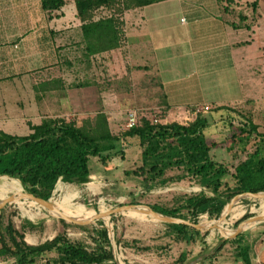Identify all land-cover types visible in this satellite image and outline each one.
Listing matches in <instances>:
<instances>
[{
  "label": "rangeland",
  "instance_id": "obj_1",
  "mask_svg": "<svg viewBox=\"0 0 264 264\" xmlns=\"http://www.w3.org/2000/svg\"><path fill=\"white\" fill-rule=\"evenodd\" d=\"M177 2L176 0L159 2L149 5L146 8L149 10H175V4H177ZM193 3H195V7L199 5V10H201L202 13L205 14L208 12L207 4L210 3L209 0H202V2H200V0H194ZM191 5L192 0H182L180 11L173 16L174 18L172 17V25H176L177 29L184 27V25H181L179 18L188 17L187 10ZM240 6H237V8ZM5 9L7 10L8 28L10 29L14 27L15 20L17 25L21 24L22 36L26 38L27 44L24 46L25 49H23L22 53L23 67L22 73L19 75L20 78L12 80V77H8L11 70H14V66L11 65V68L10 65H5L4 63L0 65V87H2L0 91V131L11 135H26L30 133V125L39 122L38 113L44 111L42 103L34 102L32 92V85L34 86V82L38 79V84L41 85L47 82L46 80L53 78V76L58 77L65 73L70 74V85H76L77 83H81L79 77L84 74L83 72H85L91 82H96L94 79L98 76L101 77V75L97 74L100 67L98 69L96 64H99V60L98 57L95 56L91 58H86V56L84 59L85 63H82L84 44L82 45L81 41H79L78 25L74 28L70 45H67L68 41H64L63 36L58 32L56 33V36L48 39V32L53 30L50 29L49 26L54 24V21L52 20L53 18L50 19L48 14L40 9V0H6ZM244 9H246V7H244ZM70 10L76 11L73 0H67L66 5L59 11V13L57 11L54 14L58 15L64 12L66 14L65 19H67V14H69ZM221 10V14L226 16V11L223 7ZM113 12H115V10L112 11L109 8H100L94 12V20L106 18ZM124 12H122V14ZM121 15H117L116 21L121 30L120 38L122 44L125 34V23L123 16ZM206 29H208L206 25H195L191 37L202 41L206 34ZM34 30H37L40 39L44 38V40L39 43L38 62L31 61V57H33V55H31V47H34L35 45L34 42L31 43L30 37L32 32L34 33ZM10 33L12 32H8L7 46H10L12 42L18 43L17 40H13V33ZM165 36L169 39H167L169 46H173V41H171L173 40V35L170 33ZM65 46H71V52L74 53H71V59H65V55H63L64 51L62 48ZM54 49H57L56 53H58L56 59L51 58ZM122 54L124 55L125 53ZM35 63H38L36 69L34 68V66H36ZM217 67L218 65H216V68ZM108 69V66H106V69L105 67L103 68V80L99 81V84L106 90V96H104L103 99L107 101L108 106H113L116 110L112 113H106L109 116L110 124L112 125L111 132L115 135L120 136V134L126 130V111L129 109L137 110L140 118L143 117L152 120V117H154L153 119H156V123L176 122L179 124H188L193 120L196 114L200 112L207 116V121L209 122L208 128L203 132V137L208 144H216L210 150V155L212 158L215 157L218 161L225 162L229 158V154L226 150L229 148L230 144H233L229 137L238 131V129L229 127L226 122H223L224 124H215L214 120L218 119L219 113H208V111L209 109L220 105L218 104L220 102L222 104L224 103L223 105L229 104L231 108L240 114L250 117L253 123L258 126V132L264 133V91H262L263 93L259 96L258 94L255 95L251 92V95H248L244 101L230 104L234 98H238L239 92L238 89L231 88L230 85H228V80L226 81L227 77L225 74H219V76L216 77L217 79L213 78V80L209 82L210 84H207L210 86L208 88L205 87L206 85H203V81H200L203 83V86L199 85L200 83L198 84L200 88H198V85L196 84L197 90L201 89L204 91L203 88H207L206 92L202 93V96L200 95V97L203 100H206V102H209L212 107L204 106L203 108L189 109L183 113L170 112V114H168L166 108H164L162 96L160 95L161 91L158 89L160 87L159 83L154 81L152 76L149 75L144 81H140L142 84L138 91L140 96L135 98L132 95V92L134 91L131 89L132 81L128 82L125 74L118 73V71L110 73ZM15 71L19 72L18 65ZM14 83L22 84L21 96L18 94L15 95ZM212 84L214 86H212ZM110 89H114L116 93L110 91V94V92H108ZM151 92L153 97H151ZM194 93L195 95L193 99H198L199 92L197 93L194 91ZM98 98V91L94 87L88 88L86 89L85 100L87 102H92V105L87 106L88 111L78 113L70 107L68 109L70 112L59 113V117L51 118H63L67 121L74 120L77 123H80L82 120L99 113L96 112L98 106H95L93 102ZM124 143L125 142H123L122 147L127 148V143H125V145ZM253 149L254 148H252L250 152H252ZM136 152V149L129 150L127 151V155L128 157H131ZM133 165L134 161L129 159L124 162L122 167L128 169ZM122 167L118 166L115 168L118 170L113 172L110 179L91 177L89 178V181L85 183H76L59 179L64 183L63 188L57 192L54 191V188L50 198L55 200V202H62L65 199L76 196L75 189L82 188L83 191L81 192V196L75 198L73 202L83 204L87 208H94L96 210H98L101 207V204H103L105 206L103 212H105L107 209L127 204H139L149 207H169L174 204L176 198L190 194L204 193L214 199L212 203L208 205L209 207L207 209L204 211H198L196 214H192L186 210L182 212L188 220L192 222H203L204 227L211 228L207 231L201 232V236H203L204 240L201 241L200 236H194V242L186 243L179 236L177 237L174 234L169 233L165 223L155 221L138 210H131L123 214L112 215L110 218L107 217L108 223L102 219L96 220L91 224L76 225L53 218L45 213L42 214L41 207L29 209V214L31 217L35 218L34 220H30L22 214L17 205H12L8 207L6 206L2 210L4 220H11L18 228L23 221L37 226L41 225V229L26 234V241L33 245L50 240L58 234L65 235L71 242L87 248L94 247L97 244L105 245L100 233V230L105 228L108 240L110 241V249L113 254V259L118 263L122 261L123 264H173L175 262L174 259L180 255V252L184 251L187 253V260L185 262L194 260L195 262L192 264H242V262L237 261L236 263L234 260L236 256V241L234 240L225 244L215 257L210 260L207 259V257L219 250L220 247L216 250H214V247L218 244L221 238V232L216 228H212L214 225L216 226V222L210 220L219 217L224 206L231 198L228 199L225 196L219 197L217 194L211 192L210 189L201 186L197 179L191 177V174L179 182L156 185L152 188H144L138 178H129L123 175ZM178 173H180L178 170L168 171L167 175L171 176ZM227 183L228 186H233V181L231 179H228ZM88 184H92V190L84 189ZM24 188L29 192L27 187L24 186ZM222 189L223 187L221 190ZM8 190H10L8 184L3 182L0 186V197H3ZM259 202L258 199L252 200L250 198H243L234 203L222 225L223 229H225L226 232H232L237 224L252 216L258 215L264 217V213H259L258 211ZM241 208H243V210L239 211ZM63 212L69 217L72 214L79 213L74 208L67 211L63 210ZM246 231L264 234V224L257 225ZM174 236L176 238H174ZM257 249L264 251V245L257 246ZM257 249L256 251L253 250V257H256L255 259L258 261L257 254L259 253ZM212 250H214V252L210 253ZM53 255L54 253H49L47 254V257ZM263 261L260 258V263ZM41 263L42 261L37 264Z\"/></svg>",
  "mask_w": 264,
  "mask_h": 264
},
{
  "label": "trees",
  "instance_id": "obj_2",
  "mask_svg": "<svg viewBox=\"0 0 264 264\" xmlns=\"http://www.w3.org/2000/svg\"><path fill=\"white\" fill-rule=\"evenodd\" d=\"M66 1L40 0V9L50 19L58 17L54 13L60 11ZM162 1L165 0H73L77 16L82 22L81 31L87 54L95 55L120 47L121 30L116 21L117 15L125 10ZM100 8H109L115 12L106 18L94 20V12ZM208 113H219L218 119L214 120L215 124L226 122L229 127L238 129L229 137L233 144L226 150L229 158L225 162L210 155V150L216 144H208L204 139L203 132L208 128L209 122L207 116L200 112L188 124L154 123L149 118L141 117L138 125L124 130L120 136L111 132L109 116L99 112L80 123L63 118H45L37 125L31 124L30 133L26 135H11L0 131V176H11L20 189L22 206L34 208L38 204L24 196L27 192L24 186L35 196L49 199L59 179L74 182L72 179L76 178V183H85L89 181L97 164L106 169L117 168L124 159L122 142L129 144L135 140L141 150L140 164L133 170L126 171L125 176L138 178L144 188L179 182L191 174L201 186L210 189L219 197L230 199L243 192L264 191V133L258 132V126L250 117L240 114L230 106H215ZM252 148L254 149L250 152ZM174 170L180 173L167 175L168 171ZM228 179L233 181V186H228ZM3 182L0 180L1 185ZM84 189L89 190L86 187ZM75 190L74 197L62 202L53 200L55 207L63 214V210L76 209L79 213L72 214L70 218L73 219L95 217L96 209L73 202L83 191L82 188ZM213 200L204 193H197L176 198L169 207L150 208L187 219L182 213L184 210L196 214L207 209ZM2 202H7V207L14 205L12 190L6 191L0 197V204ZM102 207L105 208L103 204ZM258 211L263 213L260 208ZM52 214L56 213L50 212L49 215ZM3 215L2 212L1 259L12 258L15 264H37L40 261L41 264H116L105 228L100 230L105 245L97 244L87 248L71 242L61 234L33 245L26 241V234L41 229V225L23 221L18 228L11 220L5 221ZM165 225L169 233L179 236L186 243L194 242V236H200L201 241L204 240L200 231L189 226ZM250 234V231H244L234 239L226 240L207 259L215 257L225 244L234 240L236 263L240 261L242 264H264V261L260 263L253 260L256 240L253 238L249 242ZM260 243L264 244V239ZM49 253L54 255L47 257ZM186 260L187 253L184 251L173 264H183Z\"/></svg>",
  "mask_w": 264,
  "mask_h": 264
},
{
  "label": "crops",
  "instance_id": "obj_3",
  "mask_svg": "<svg viewBox=\"0 0 264 264\" xmlns=\"http://www.w3.org/2000/svg\"><path fill=\"white\" fill-rule=\"evenodd\" d=\"M167 1L171 0L162 2ZM193 1L187 10L188 17L179 18L181 25H184L183 28L180 27L179 29L172 24L173 16L181 9L182 0H176L175 10H149L146 8L147 6L126 10L121 15L125 23L123 43L116 49L95 55H88L86 52V43L81 31L82 22L78 18L76 11L70 10L69 14H67V19H65L66 14L64 12L58 14V17H53L54 24L49 26L53 30L48 32V39L56 36L58 32L63 36L64 41H68L67 45H70L72 33L78 25L79 41H81L82 45L84 44L82 63L85 61L86 56V58L98 57L99 64L96 65L100 69L97 74L101 75V77L96 76L97 78L94 79L96 82H91L85 72H83L84 74L79 77L81 83L76 85H70V74L65 73L58 77L53 76V78L46 80L47 82L41 85L38 84L37 79L34 82V86L32 85L33 98L34 102L42 103L44 110L42 113H38L39 122L37 124L47 117H59V113L70 112L68 110L70 107L78 113L88 111L87 106L92 105V102H87L85 95L86 89L91 87H94L99 95V98L93 101L95 106H98L96 112H115L116 110L113 106H108L107 101L103 99L106 96V90L99 84V81L103 80V68L105 67L106 69V66L109 67L110 73L118 71V73L125 74L128 82L132 81L131 89L134 90L132 95L135 98L140 96L138 92L140 85H142L140 81H144L149 75L152 76L154 81L159 83L160 87L158 89L161 91L160 95L168 114L170 112L183 113L189 109L211 106L200 95L206 92V89L210 87L207 84H210L209 82L213 78L217 79L216 77L219 74H225L228 85L231 88L238 89V98H234L230 104L244 101L248 95H251V92L255 95L258 94V96L263 93L264 0H209L210 3L207 4L208 12L205 14L199 10V5L195 7ZM5 3L6 0H0V65L4 63L5 65L14 66V70H11L8 77H12V80H17L22 73V53L27 40L22 36V25H17L16 20L14 21V27L8 28ZM237 6L240 7L237 8ZM222 7L226 11L227 17L221 14ZM195 25H206L208 28L202 41L191 37ZM8 32L13 33V40H17L18 43L12 42L10 46H7ZM170 33L173 35V40H171L173 41V46H169L167 43L168 37L165 36ZM39 37L37 30H34L30 37L31 43L34 42L35 45L31 47L32 62H38L39 43L44 40V38L40 39ZM62 50L64 51L65 59H71V53L74 54L71 52V46H65ZM56 52L57 49H54L51 56L52 59H56L58 56ZM122 53L125 54L123 55ZM17 65L19 72L15 71ZM35 65L34 68L36 69L38 63H35ZM216 65H218L217 68ZM200 81H203L204 84ZM196 84L206 85L205 87L207 88H203L204 91L201 89L197 90ZM199 85L197 86L198 88H200ZM212 86L214 85L212 84ZM1 89L2 87H0V91ZM110 91L116 93L114 89H110L108 92ZM194 91L199 92L198 99H193ZM14 92L15 95L21 96V83H14ZM151 97H153L152 92ZM218 104L220 105L217 106H222L224 103L220 102ZM111 126L110 124V129ZM127 145V148L123 149L124 159L118 165L122 167L124 162L129 159L134 161V165L128 169L122 167L123 175H125L126 171H131L140 164L141 150L137 147L136 141L132 140ZM133 149H136L137 152L133 156L128 157L127 151ZM117 170L115 168L106 169L97 164L90 178L103 177L104 179H110L113 172ZM126 177L130 178L131 176ZM175 236L174 238H176ZM253 238L256 240L254 244V250L256 251L257 246L264 245L260 243L264 239V234L251 233L248 236L249 242ZM257 250L259 253L257 254L258 261L255 259L256 257L253 260L260 262L261 258L263 261L264 251ZM0 264H15V261L12 258H0Z\"/></svg>",
  "mask_w": 264,
  "mask_h": 264
},
{
  "label": "water",
  "instance_id": "obj_4",
  "mask_svg": "<svg viewBox=\"0 0 264 264\" xmlns=\"http://www.w3.org/2000/svg\"><path fill=\"white\" fill-rule=\"evenodd\" d=\"M74 182H77L78 180L76 178L72 179ZM264 191H259V192H243V193H239L234 195L224 206L222 212L220 213L219 217L217 219H211L210 221H214V222H220L222 220H225L226 217L229 214V210L232 207V205L243 199V198H264ZM24 196L28 199H31L33 201L36 202V204L46 208L48 211L50 212H55V215H50L53 218H57L60 220H63L67 223L70 224H76V225H86V224H91L94 223L96 220H102L104 217H108L110 218L112 215H116V214H123L126 213L128 211L131 210H138L141 211L142 213H144L147 217L155 220V221H160L162 223L165 224H181V225H186L189 226L191 228H194L200 232L203 231H207L209 229H211L210 227H204L203 222H192L188 219H183L180 217H174V216H170L167 214H163L160 212H156L154 211L152 208H150L149 206H145V205H139V204H127V205H121V206H117L114 208H110L107 209L105 212H99L98 214H96L95 217L91 218V219H84V220H80V219H73L70 217H67L66 215H64L62 212H60L55 205L51 202V198L49 199H42L40 197L35 196L34 194H32L31 192H26L24 193ZM7 202H2L0 204V214L2 212V210L6 207ZM260 224H264V217L262 216H252L242 222H240L239 224H237L236 228L230 232V233H226L224 230H222L221 227H219L218 225H214L212 228H216L221 232V238L218 242V244L214 247V250H216L217 248L221 247V245L228 239L234 238L236 237L238 234L252 229L253 227L260 225ZM214 250H212L213 253ZM208 256V255H207ZM206 256V257H207ZM115 261V260H114ZM116 264H119L117 261H115ZM195 261H190V262H185L183 264H192Z\"/></svg>",
  "mask_w": 264,
  "mask_h": 264
},
{
  "label": "bare ground",
  "instance_id": "obj_5",
  "mask_svg": "<svg viewBox=\"0 0 264 264\" xmlns=\"http://www.w3.org/2000/svg\"><path fill=\"white\" fill-rule=\"evenodd\" d=\"M0 180H2V181H4V182H6L7 184H8V186H9V188H10V190H12V192H13V197H14V205H17L18 206V208L20 209V211L22 212V214L25 216V217H27L28 219H30V220H34L35 218H33V217H31V215L29 214V208H24L23 206H22V202H21V193H20V189H19V187H18V185L16 184V182L12 179V178H10V177H7V176H4V175H2V176H0ZM59 183L61 184V185H59ZM63 182H62V180H58V182H57V184H56V186H55V192H57L58 190H60V189H62L63 188ZM0 186H1V184H0ZM86 188H88V189H90V190H92L93 189V186H92V184H88L87 186H86ZM64 191V190H63ZM250 199H252V200H256V198H251V197H249ZM260 202H259V208L263 211V213H264V198H259L258 199ZM51 202L53 203V199H51ZM238 202V201H237ZM236 203V202H235ZM233 206V205H232ZM35 207H41L42 208V214L43 213H45V214H50V211H48L46 208H44V207H42V206H40V205H36ZM34 207V208H35ZM243 210V208H241L239 211H242ZM231 211V210H230ZM229 211V212H230ZM96 212H97V214L99 213V212H103V207H102V204H101V207L98 209V210H96ZM242 213V212H241ZM41 214V215H42ZM107 223H108V221H107V217H104L103 218ZM224 221L225 220H222V221H220V222H216V225H218L219 227H221L222 228V230H223V223H224ZM119 264H123V262L122 261H120L119 262Z\"/></svg>",
  "mask_w": 264,
  "mask_h": 264
},
{
  "label": "built area",
  "instance_id": "obj_6",
  "mask_svg": "<svg viewBox=\"0 0 264 264\" xmlns=\"http://www.w3.org/2000/svg\"><path fill=\"white\" fill-rule=\"evenodd\" d=\"M183 21V20H182ZM154 117H152V121L154 123H156V119H153ZM140 121V116H139V112L135 109H129L126 111V129L134 127L136 125L139 124Z\"/></svg>",
  "mask_w": 264,
  "mask_h": 264
}]
</instances>
